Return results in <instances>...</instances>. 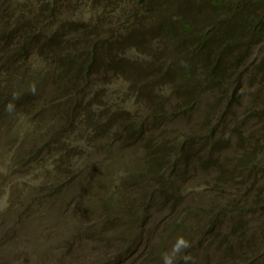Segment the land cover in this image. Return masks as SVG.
I'll use <instances>...</instances> for the list:
<instances>
[{
    "label": "trees",
    "instance_id": "1",
    "mask_svg": "<svg viewBox=\"0 0 264 264\" xmlns=\"http://www.w3.org/2000/svg\"><path fill=\"white\" fill-rule=\"evenodd\" d=\"M178 236L176 264H264V0H0V264Z\"/></svg>",
    "mask_w": 264,
    "mask_h": 264
},
{
    "label": "clouds",
    "instance_id": "2",
    "mask_svg": "<svg viewBox=\"0 0 264 264\" xmlns=\"http://www.w3.org/2000/svg\"><path fill=\"white\" fill-rule=\"evenodd\" d=\"M29 91L35 95L37 92V88L35 83L31 84L29 87ZM19 93H12V100L14 101L19 97ZM15 104L12 101H9L7 105H5V111L9 114H13L15 112ZM190 242L186 240L183 236H178L175 239V242L172 245L171 252H165L162 254L163 264H176V256L178 253H181L183 250H186L190 247ZM183 260L185 264H189V262L193 261V258L190 254L184 253Z\"/></svg>",
    "mask_w": 264,
    "mask_h": 264
},
{
    "label": "rangeland",
    "instance_id": "3",
    "mask_svg": "<svg viewBox=\"0 0 264 264\" xmlns=\"http://www.w3.org/2000/svg\"><path fill=\"white\" fill-rule=\"evenodd\" d=\"M255 96H256L255 94H251L249 96V98L255 99L256 98ZM233 150H234V143L231 140L226 146H224L223 153L224 154L228 153L229 156H232ZM130 152H131V149H130ZM135 157L137 158L138 156L136 155ZM131 160H132L131 157L129 155H125L124 156V152H123L122 155L117 160V165L120 166V167H122L124 164L128 165V164L131 163ZM195 182H196V184H198L196 179H195ZM188 198H189L188 200H193L190 203L192 206H199V207H206V205H208L209 203L215 201L213 199L212 194L208 190L204 191L202 189L201 190L199 189L198 193L196 191H192V193L188 196ZM217 204H218V202H217ZM208 254L211 257L210 251L208 252Z\"/></svg>",
    "mask_w": 264,
    "mask_h": 264
}]
</instances>
